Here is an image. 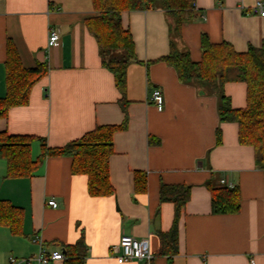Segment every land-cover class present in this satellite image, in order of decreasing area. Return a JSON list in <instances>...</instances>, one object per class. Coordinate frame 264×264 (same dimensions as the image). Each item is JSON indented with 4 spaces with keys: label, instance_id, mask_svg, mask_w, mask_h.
<instances>
[{
    "label": "crops",
    "instance_id": "0c3cea01",
    "mask_svg": "<svg viewBox=\"0 0 264 264\" xmlns=\"http://www.w3.org/2000/svg\"><path fill=\"white\" fill-rule=\"evenodd\" d=\"M264 0H195L196 16L182 24L178 49L202 59L201 37L227 41L238 52L264 42V16L251 12ZM96 12L92 0H0V98L7 94L8 42L23 67L48 65L32 87L28 103L0 118V133L29 135L31 155L63 147L97 125H122L113 135L109 161L114 193L91 196L88 177L72 172V157L50 156L30 177H8L0 157V200L23 212L22 233L0 225V264H41L43 250L59 251L80 240L86 264H264V169L253 146L239 142V125L220 121L219 93L204 94L179 79L162 57L171 50L170 17L161 9L124 11L121 24L132 34L136 59L127 70V111L114 74L103 66L99 45L88 28ZM51 31L59 39L48 46ZM164 96L158 110L154 89ZM223 93L235 109L247 105V84L227 82ZM221 142L217 143V131ZM147 175V191H135L136 172ZM240 189L235 214L214 213L208 182L221 180ZM186 185L190 197L178 221L177 240H165L174 224L175 204L161 202V185ZM55 199L57 207L48 205ZM124 234L147 238L151 261L119 262L116 249ZM64 255L66 254L63 253ZM11 257L16 259L11 263ZM26 261H23V260ZM64 259L45 264H64Z\"/></svg>",
    "mask_w": 264,
    "mask_h": 264
},
{
    "label": "trees",
    "instance_id": "16d2710c",
    "mask_svg": "<svg viewBox=\"0 0 264 264\" xmlns=\"http://www.w3.org/2000/svg\"><path fill=\"white\" fill-rule=\"evenodd\" d=\"M96 16L88 20V28L95 36L102 64L115 77L116 86L122 97L120 103L127 111L126 83L130 62L136 59L132 34L121 24L124 11L161 9L170 17L171 50L162 57L174 67L179 79L194 84L204 94L219 93L218 114L220 121H235L239 125V142L254 147L256 164L264 169V42L260 47L251 46L246 52H238L231 43H211L206 34L201 37L202 59L192 60L190 52L178 49L174 38L179 36L182 24L196 16L195 0H92ZM48 65L38 64L35 68L23 67L20 56L10 41L7 48L6 82L7 94L0 98V118H6L11 107L28 103L33 85L48 72ZM227 82L247 84V105L235 109L231 100L223 93ZM122 125H97L94 130L63 147H48L45 139L41 142V153L33 159L32 142L36 137L0 133V157L7 161L8 177H30L50 156L72 157V172L88 177V192L91 196H108L114 193L110 180L109 161L113 154V135ZM217 131V143L221 142ZM135 191H147V175L136 172ZM212 194L214 213L235 214L241 207L240 189L228 185L215 187L208 182ZM161 202L175 204V218L169 233H160L161 249L166 254L167 237L177 240V227L182 208L190 197V187L186 185H161ZM22 209L6 200H0V225L7 226L14 234L22 233ZM64 264H86L85 245L82 240L74 245L64 246Z\"/></svg>",
    "mask_w": 264,
    "mask_h": 264
},
{
    "label": "built area",
    "instance_id": "2783aa9c",
    "mask_svg": "<svg viewBox=\"0 0 264 264\" xmlns=\"http://www.w3.org/2000/svg\"><path fill=\"white\" fill-rule=\"evenodd\" d=\"M253 13H257L261 16H264V2L259 1L257 2L253 9L251 10ZM59 39V35L56 31H51L48 46H53ZM150 101L156 106L158 110H162L164 107V96L160 89H154L150 94ZM222 185H228L229 187L233 188L234 184L231 182H227L226 180H221ZM48 205L56 208L57 202L55 199H49ZM116 249L121 251V255L117 258L119 262H125L131 259H138V260H148L151 261L154 258V254L150 250L149 240L147 238H136L132 235L124 234L120 237V241ZM39 263L45 264L52 260H60L64 259V254L55 251L52 253H46L45 251H41L37 258ZM11 263H15L16 259L11 257ZM23 261H26L25 259Z\"/></svg>",
    "mask_w": 264,
    "mask_h": 264
},
{
    "label": "water",
    "instance_id": "95a60500",
    "mask_svg": "<svg viewBox=\"0 0 264 264\" xmlns=\"http://www.w3.org/2000/svg\"><path fill=\"white\" fill-rule=\"evenodd\" d=\"M63 253H65V250H63Z\"/></svg>",
    "mask_w": 264,
    "mask_h": 264
}]
</instances>
